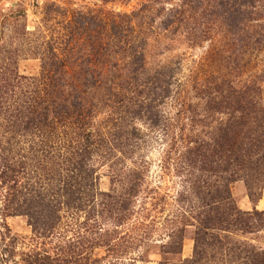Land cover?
Masks as SVG:
<instances>
[{
    "label": "rangeland",
    "instance_id": "1",
    "mask_svg": "<svg viewBox=\"0 0 264 264\" xmlns=\"http://www.w3.org/2000/svg\"><path fill=\"white\" fill-rule=\"evenodd\" d=\"M235 2L0 0V64L84 72L55 141L0 105V264H264V0Z\"/></svg>",
    "mask_w": 264,
    "mask_h": 264
},
{
    "label": "trees",
    "instance_id": "2",
    "mask_svg": "<svg viewBox=\"0 0 264 264\" xmlns=\"http://www.w3.org/2000/svg\"><path fill=\"white\" fill-rule=\"evenodd\" d=\"M228 1L231 2V0ZM245 4V0H236L234 6H236V10L239 9L235 12L240 14V8ZM244 16L245 14L240 17ZM12 61V58H10L9 61L5 59L2 61L4 63L0 64V105L4 104L2 103L3 101H6L4 104V108L6 109L5 113L12 117V120L17 119L18 121H22L19 126H17V123H14V132L15 128H17L18 133H20L19 130L22 129L24 130L23 134L27 136H29V134H39L43 139H48L52 136L53 139L51 138V140L55 141L60 138V135L56 133L59 128H67L70 123H73V125L84 123V119H82V110H79V101L81 102L83 94L78 91L74 83L70 84L69 82L72 79L82 81L80 74L84 72L76 71L75 73V71H73L72 75L67 63L60 65L52 64L49 69L44 70V76L41 80L36 79V81L33 79L30 80V82L20 76L18 70L14 69V63ZM89 72H91V70ZM252 90L251 88L250 90L246 89L243 95H251L252 97ZM80 129H83V125L80 126ZM64 133L66 134V132ZM82 133L81 131L77 133L80 138L83 136ZM88 137L90 138L91 135H87L86 140H78L82 148L76 154L78 160L86 159L87 161V159H90V148L87 142L89 139ZM51 140L42 142L41 146L35 144L38 149L41 147L44 149L47 147L50 148V150L45 151L47 153L46 155L44 151H40L41 155L44 154L41 162L52 156L50 152L53 151V147L50 146ZM2 145L3 144L0 145L2 152L6 151L4 147L2 148ZM37 153L38 152H36V155ZM206 158L207 157H205V159ZM37 159H39L38 156ZM22 160L26 161L25 157L16 154L15 157L12 158L10 166L7 162L4 165L5 169L2 178H11L14 182L19 176L26 174L24 170L27 169L25 167L27 164L23 163ZM17 167H20V169Z\"/></svg>",
    "mask_w": 264,
    "mask_h": 264
},
{
    "label": "crops",
    "instance_id": "3",
    "mask_svg": "<svg viewBox=\"0 0 264 264\" xmlns=\"http://www.w3.org/2000/svg\"><path fill=\"white\" fill-rule=\"evenodd\" d=\"M263 204H264V200L261 201L260 203H258V205L256 206V208H257L258 210H264V208H263Z\"/></svg>",
    "mask_w": 264,
    "mask_h": 264
}]
</instances>
